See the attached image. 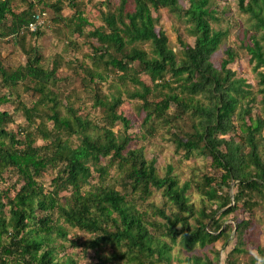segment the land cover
Returning a JSON list of instances; mask_svg holds the SVG:
<instances>
[{
	"label": "trees",
	"instance_id": "trees-1",
	"mask_svg": "<svg viewBox=\"0 0 264 264\" xmlns=\"http://www.w3.org/2000/svg\"><path fill=\"white\" fill-rule=\"evenodd\" d=\"M20 1L26 6L15 11L12 0H0V37L23 30L32 36L42 34L41 28H25L36 12L33 0ZM209 1L188 0L183 8L179 0H132L128 9L127 0H119L113 10L102 14L103 26L88 31L97 42L88 56L91 63H80L84 77L96 90L99 81H107L113 74L109 84L115 91L103 95L94 92L93 96L102 113L101 123L78 114L71 105L66 113L60 112L57 94L51 88L58 80V64L43 67V57L35 46L24 50L25 62L13 69L0 61V85L9 94L22 81L31 82L39 94L30 106L20 102L27 121L19 128L21 138L18 131L5 127L12 120L11 114L0 110V178L11 170L19 184L13 196L8 188L0 190V264H76L71 256L61 260L55 257L57 237L72 247L95 251L114 247L111 257L95 253L94 264H170L177 238L186 252L197 244L213 243L224 232L212 217L214 213L221 209L225 215L240 205L254 204L252 193L264 188V0H237L239 9L253 19L245 48L260 86V115L254 116L248 103L254 101L250 85L227 66L234 59L232 50H225L227 56L219 68L210 60L227 31L211 26L216 16ZM51 6L60 13L62 0ZM159 8H167L189 23L194 42L180 41V56L168 45L165 32L155 29L158 17L152 11ZM76 11L72 17L78 20L72 31L80 34L86 20ZM64 19L54 17V21ZM145 43L149 50L141 46ZM140 74L147 75L151 84ZM128 83L133 89L126 87ZM120 86L127 97L141 100L144 115L140 125L148 134H153L156 126H166L176 151L185 157L195 152L209 156L211 165L220 170L219 175L204 176L203 183L196 186L202 197L215 204L210 212L194 208L187 194L189 181L180 183L171 166L160 175L154 158L147 159L141 148L128 146L131 122L117 111L123 101ZM7 96L0 95V104ZM116 122L122 124L119 134L112 129ZM236 128L237 140L225 137ZM73 135L78 138L75 145ZM37 137L42 140L40 144H36ZM104 158H109L108 164H102ZM112 164L119 170L115 177L118 186L105 185L102 180L90 182L93 170L103 179ZM47 167L57 168L50 189H44L38 180ZM231 181H236L232 195L228 190ZM153 189L161 191L175 207L166 213L151 205L162 222L150 219L138 206ZM63 191L68 195L61 201ZM248 222L241 219L234 229L240 232ZM62 223L93 236L82 241L69 239ZM257 251L262 254V264L264 248L259 246ZM177 263L213 264L196 254L185 255Z\"/></svg>",
	"mask_w": 264,
	"mask_h": 264
},
{
	"label": "rangeland",
	"instance_id": "rangeland-1",
	"mask_svg": "<svg viewBox=\"0 0 264 264\" xmlns=\"http://www.w3.org/2000/svg\"><path fill=\"white\" fill-rule=\"evenodd\" d=\"M45 1L47 4L44 1L38 2L33 0L34 11H46L47 20L40 27L42 34L32 36L29 32L23 30L19 34L0 37V61L7 69H13L25 62L26 55L24 54V50L30 46H35L43 57V67L50 69L54 67V62L58 64L56 71L58 80L51 88L57 94L59 101L57 108L60 112L66 113L67 107L71 105L78 114L94 122L101 123L102 113L99 107L94 105L93 96L94 92L103 95L115 91V86L109 84L113 74L111 73L107 81H99L97 83V90L99 92L94 89V84L90 83L91 80L87 76L84 77L80 63L90 65L91 60L88 59V56L92 51V46L97 43L94 37L88 35V31L103 26L102 14L108 10H113L119 0H62L63 6L60 13H56L51 6L57 0ZM131 1L127 0L126 6L128 9L131 7ZM179 3L183 8L188 6V0H179ZM11 4L14 6L15 11L22 10L26 6L25 1L21 2L20 0H12ZM71 5H74L75 8ZM209 6L215 11L214 15L216 16V19L211 21V26L227 31L217 50L211 55L210 60L215 67L219 68L222 58L227 56L225 50L227 48L232 50L234 59L227 66L235 72L236 77L244 78L246 83L250 85L248 88L254 93V101L248 102L251 105V114L252 116L260 115L261 94L258 92L260 88L258 77L245 48L248 36L251 33L250 26L253 23V19L249 14L239 9L237 0H210ZM76 10L86 20V23L82 25V32L80 34L72 31L75 20H78L76 17H72L74 14H77ZM152 14L158 17L155 29H161L165 32L168 45L173 48L177 56L182 54L180 41H184L190 45L193 44L194 35L184 17L169 11L167 8H159L152 11ZM57 16H62L65 19L54 21V17ZM68 18H71V20ZM141 46L149 50L148 44H141ZM140 77L145 83L151 84L147 75L140 74ZM126 87L133 89L134 86L128 83ZM120 88L122 89L123 86H120ZM12 92L9 94V91L0 85V95L2 93L8 95L7 101L0 104V110H6L11 114L12 120L6 123L5 127L12 131H18V136L21 138L23 135L21 130L19 131V128L24 126L27 121L21 113L20 102L30 106L39 94L32 88V83L29 81L20 82ZM121 92L123 101L117 111L129 118L131 122V125L127 129V133L132 137L128 146L141 148L143 155L147 159L154 158L157 172L160 175H163L166 168L171 166L172 174L178 178L180 183L189 181L190 188L187 194L194 208L196 210L205 208L206 212H210V210L215 208V204L202 197L197 191L196 186L203 183L204 176L215 175L216 173L219 175L221 173L220 170L211 165V158L209 156L195 152L189 157H185L182 151H176L173 143L170 141L166 126H156L154 133L148 134L145 131V127L140 125L142 116L144 115L141 100L127 97L124 88ZM40 107L47 110L44 105ZM184 119H186V116H184ZM246 119L248 120V118ZM47 125L50 127L51 122L48 121ZM112 129L119 134V132H122V124L116 122ZM238 132L239 129L236 128L235 131L229 132L225 137L229 138L231 136L237 140ZM71 138L73 145L78 143L77 136L73 135ZM41 142L42 140L37 137L36 144H40ZM108 161L109 158H104L102 159V164H108ZM56 170L57 168L51 167L43 170L38 180L44 189L51 188L50 182L52 177L55 176ZM118 172L119 170L115 168V164L109 165L108 172L101 179L99 173L93 170L90 182L102 180L105 185H117L115 177L118 176ZM15 181L16 175L11 170H7L0 178V190L8 188V194L13 196L16 188L19 187V184ZM235 182L231 181L228 188L231 195L235 192ZM67 195L65 191L60 192L61 201ZM252 200H254V204L247 205L245 208L240 205L239 209L234 212L223 215L220 209L213 214L212 217L216 218L221 223V228L224 229L223 235L215 242L204 246L197 244L192 251L186 252L182 248L179 238H177L171 249L173 260H171L170 264H178V259L191 254L199 255L204 259H210L213 264H260L262 254L258 253L257 248L259 246L264 248V188L260 193L253 192ZM151 205L163 208L166 213L175 210V207L162 196L159 190L153 189L151 194L138 206L148 212L150 219L162 222L163 219L154 214ZM241 219H247L249 222L240 232H237L234 229V225L235 222ZM191 222L194 223V220H191ZM62 225L68 229L69 239L77 238L82 241L93 236V234L84 230L69 227L66 223H62ZM237 233L240 234V241L239 234L237 235ZM167 241L169 240L167 239ZM59 244H62V247ZM55 245L57 246L55 250V257L57 259L61 260L65 256H71L76 261V264H94L96 262L95 253L105 257H111L112 253H114V247L111 246L98 248L97 251L91 248L84 249L82 246L72 247L68 241L62 240L59 237L56 238ZM234 248H240L242 251H235ZM7 264L12 263L8 261Z\"/></svg>",
	"mask_w": 264,
	"mask_h": 264
},
{
	"label": "built area",
	"instance_id": "built-area-1",
	"mask_svg": "<svg viewBox=\"0 0 264 264\" xmlns=\"http://www.w3.org/2000/svg\"><path fill=\"white\" fill-rule=\"evenodd\" d=\"M46 20H47L46 11L38 10L35 12L32 20L25 26V28L29 31H34L40 28L41 26H43Z\"/></svg>",
	"mask_w": 264,
	"mask_h": 264
}]
</instances>
